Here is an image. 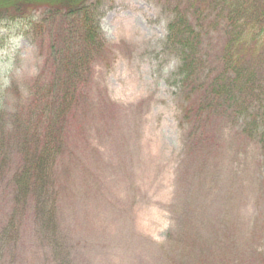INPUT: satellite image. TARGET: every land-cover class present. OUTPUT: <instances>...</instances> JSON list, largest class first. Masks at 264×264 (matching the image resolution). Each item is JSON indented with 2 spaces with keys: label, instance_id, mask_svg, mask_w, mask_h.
<instances>
[{
  "label": "rangeland",
  "instance_id": "rangeland-1",
  "mask_svg": "<svg viewBox=\"0 0 264 264\" xmlns=\"http://www.w3.org/2000/svg\"><path fill=\"white\" fill-rule=\"evenodd\" d=\"M263 39L264 0L1 18L0 264H264Z\"/></svg>",
  "mask_w": 264,
  "mask_h": 264
},
{
  "label": "trees",
  "instance_id": "trees-1",
  "mask_svg": "<svg viewBox=\"0 0 264 264\" xmlns=\"http://www.w3.org/2000/svg\"><path fill=\"white\" fill-rule=\"evenodd\" d=\"M87 3L88 0H0V19L4 17L13 18L18 14L25 13L35 6H39L46 13H52L56 16L64 15L65 17H73L74 15L80 13L85 8V6H87ZM14 13L15 15H13ZM84 35L88 39L96 41L97 32L95 27L88 25ZM258 43H264V39L258 42L254 41L252 46L257 45ZM2 134L3 131L0 135V155L3 154V151L1 150ZM39 167H41V165H38V168ZM40 173H43V170H40ZM41 180L44 181L43 179ZM39 185H41V183ZM38 193H41V190ZM43 205H45V202Z\"/></svg>",
  "mask_w": 264,
  "mask_h": 264
}]
</instances>
